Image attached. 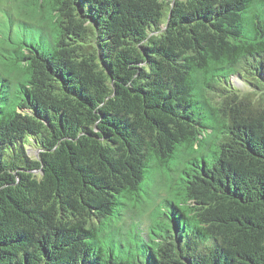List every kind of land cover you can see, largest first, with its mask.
Segmentation results:
<instances>
[{
	"label": "trees",
	"instance_id": "trees-1",
	"mask_svg": "<svg viewBox=\"0 0 264 264\" xmlns=\"http://www.w3.org/2000/svg\"><path fill=\"white\" fill-rule=\"evenodd\" d=\"M38 5L0 7V264H264V0Z\"/></svg>",
	"mask_w": 264,
	"mask_h": 264
},
{
	"label": "rangeland",
	"instance_id": "rangeland-1",
	"mask_svg": "<svg viewBox=\"0 0 264 264\" xmlns=\"http://www.w3.org/2000/svg\"><path fill=\"white\" fill-rule=\"evenodd\" d=\"M40 2L41 0H0V7L6 6L11 8L13 16L19 20L39 23V21H42L41 15L44 14V9L46 8V6L39 7L38 3ZM1 9L0 16H3ZM233 81L238 85L237 87L241 88L243 91H247L246 87L242 84V81L236 78H233ZM30 152L35 153L36 149H31Z\"/></svg>",
	"mask_w": 264,
	"mask_h": 264
}]
</instances>
